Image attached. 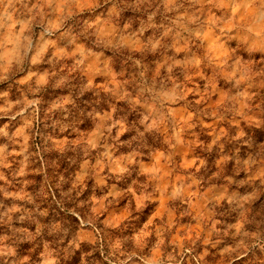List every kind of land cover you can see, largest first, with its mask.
<instances>
[{
    "label": "clouds",
    "instance_id": "9594fccd",
    "mask_svg": "<svg viewBox=\"0 0 264 264\" xmlns=\"http://www.w3.org/2000/svg\"><path fill=\"white\" fill-rule=\"evenodd\" d=\"M0 264H264V0H0Z\"/></svg>",
    "mask_w": 264,
    "mask_h": 264
}]
</instances>
